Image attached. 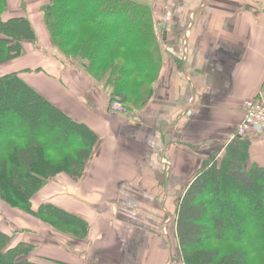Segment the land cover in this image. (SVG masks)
I'll return each instance as SVG.
<instances>
[{"label": "crops", "instance_id": "crops-1", "mask_svg": "<svg viewBox=\"0 0 264 264\" xmlns=\"http://www.w3.org/2000/svg\"><path fill=\"white\" fill-rule=\"evenodd\" d=\"M135 1L152 11L159 72L146 103L112 113L108 90L51 51L45 0H7L3 18L26 14L38 46L25 42L0 75L22 73L98 137L81 177L59 173L32 198L33 211L50 203L85 221L84 238L21 210H13L21 220H0L1 230H17L11 246L29 242L43 264H184L176 234L182 194L210 154L220 161L238 146L231 136L244 102L264 101V0ZM245 140V165L264 167V131L252 128Z\"/></svg>", "mask_w": 264, "mask_h": 264}, {"label": "trees", "instance_id": "trees-1", "mask_svg": "<svg viewBox=\"0 0 264 264\" xmlns=\"http://www.w3.org/2000/svg\"><path fill=\"white\" fill-rule=\"evenodd\" d=\"M41 10L53 46L80 63L108 90L111 101L134 107L147 102L159 72L157 35L147 4L45 0ZM7 11V0H0V64L23 55L25 42L38 46L28 16L4 19ZM21 74L0 75V200L84 238L85 221L50 203L33 211L32 198L59 173L81 177L98 137ZM236 141L238 146L226 150L220 161L218 153L210 154L182 194L176 234L184 264H264V167L245 165L248 143L245 137ZM237 157L242 160L237 166L234 161L238 171L232 165ZM254 201L255 209L248 206ZM16 232L0 229V264H41L29 242L11 246Z\"/></svg>", "mask_w": 264, "mask_h": 264}, {"label": "built area", "instance_id": "built-area-1", "mask_svg": "<svg viewBox=\"0 0 264 264\" xmlns=\"http://www.w3.org/2000/svg\"><path fill=\"white\" fill-rule=\"evenodd\" d=\"M110 106L112 113H123L124 105L120 101H113ZM244 115L231 138L243 137L252 128H260L264 131V101L261 98H251L244 102Z\"/></svg>", "mask_w": 264, "mask_h": 264}, {"label": "rangeland", "instance_id": "rangeland-1", "mask_svg": "<svg viewBox=\"0 0 264 264\" xmlns=\"http://www.w3.org/2000/svg\"><path fill=\"white\" fill-rule=\"evenodd\" d=\"M38 13H40V12H38ZM41 14V13H40ZM30 19V18H29ZM30 21H31V19H30ZM42 22H43V20H42ZM31 24L33 25V27L36 29V27L34 26V24H33V22L31 21ZM42 28H45L44 27V23H42ZM37 32V31H36ZM47 32V31H46ZM53 44V43H52ZM51 51L55 54V55H57V56H60V57H65L56 47H54L53 45H52V48H51ZM69 59H71V58H69ZM72 61H74L75 62V60L74 59H71ZM76 63V62H75ZM114 102L113 101H110V106L113 104ZM124 110L122 111L123 113H126L128 110H133L134 108L132 107V106H130V105H125L124 106ZM128 109V110H127ZM232 165H233V169H236L235 168V163L233 162L232 163ZM228 196L227 195H225V198H227ZM261 199V198H260ZM256 201H254V203H250L248 206H252L254 209L255 208H257L258 206V204H256L255 203ZM13 210H18V209H15V208H12V207H9V206H7V205H5L1 200H0V220L1 221H4L5 222V216L6 215H8V216H10V217H12V218H16V219H18V220H21L20 219V216L18 215V213H15L14 214V211ZM12 215V216H11ZM16 215V216H15ZM224 216H225V218L229 221V222H231V223H235V222H237V218L235 217V216H232V214H224ZM7 220V219H6ZM4 222H2L1 224H2V226H4V228H6L5 227V224H4ZM10 222V221H9ZM11 229H13L12 227H11ZM15 243V240L12 242V244H14ZM39 263H41V262H39ZM41 264H43V263H41Z\"/></svg>", "mask_w": 264, "mask_h": 264}]
</instances>
